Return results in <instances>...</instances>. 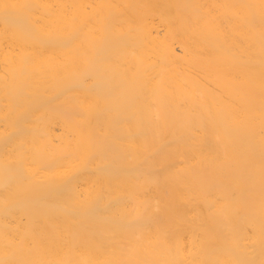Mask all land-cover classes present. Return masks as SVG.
Listing matches in <instances>:
<instances>
[{
	"label": "bare ground",
	"instance_id": "1",
	"mask_svg": "<svg viewBox=\"0 0 264 264\" xmlns=\"http://www.w3.org/2000/svg\"><path fill=\"white\" fill-rule=\"evenodd\" d=\"M0 264H264V0H0Z\"/></svg>",
	"mask_w": 264,
	"mask_h": 264
}]
</instances>
